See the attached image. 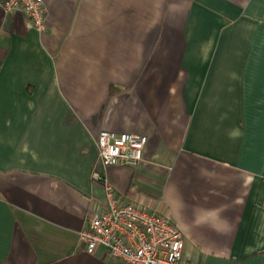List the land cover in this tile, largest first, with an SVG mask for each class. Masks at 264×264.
I'll use <instances>...</instances> for the list:
<instances>
[{
    "label": "crops",
    "instance_id": "obj_1",
    "mask_svg": "<svg viewBox=\"0 0 264 264\" xmlns=\"http://www.w3.org/2000/svg\"><path fill=\"white\" fill-rule=\"evenodd\" d=\"M0 0V264H125L79 233L109 177L195 264H264V0ZM101 129L147 136L101 164Z\"/></svg>",
    "mask_w": 264,
    "mask_h": 264
},
{
    "label": "built area",
    "instance_id": "obj_2",
    "mask_svg": "<svg viewBox=\"0 0 264 264\" xmlns=\"http://www.w3.org/2000/svg\"><path fill=\"white\" fill-rule=\"evenodd\" d=\"M6 12L20 10L38 31L46 28L44 0H4ZM145 134L101 129L97 136L101 164L136 165L143 157ZM103 196L92 207L79 236L88 252L101 245L111 257L125 264H195L185 258L182 230L168 215L133 202H123L114 193L109 177L96 168Z\"/></svg>",
    "mask_w": 264,
    "mask_h": 264
}]
</instances>
